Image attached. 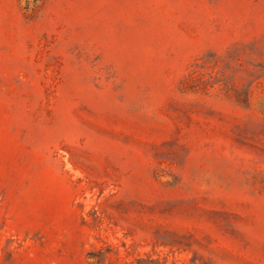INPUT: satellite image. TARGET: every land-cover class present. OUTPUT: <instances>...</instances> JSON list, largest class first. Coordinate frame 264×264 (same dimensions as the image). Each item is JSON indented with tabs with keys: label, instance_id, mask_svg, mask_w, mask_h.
<instances>
[{
	"label": "rangeland",
	"instance_id": "rangeland-1",
	"mask_svg": "<svg viewBox=\"0 0 264 264\" xmlns=\"http://www.w3.org/2000/svg\"><path fill=\"white\" fill-rule=\"evenodd\" d=\"M0 264H264V0H0Z\"/></svg>",
	"mask_w": 264,
	"mask_h": 264
}]
</instances>
